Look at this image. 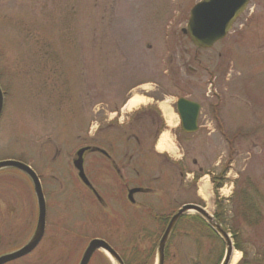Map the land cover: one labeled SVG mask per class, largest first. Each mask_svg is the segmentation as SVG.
I'll list each match as a JSON object with an SVG mask.
<instances>
[{
    "label": "rangeland",
    "instance_id": "rangeland-1",
    "mask_svg": "<svg viewBox=\"0 0 264 264\" xmlns=\"http://www.w3.org/2000/svg\"><path fill=\"white\" fill-rule=\"evenodd\" d=\"M198 1L0 0V82L5 92L0 160L29 164L41 179L47 204L43 240L32 253L7 264H77L94 237H106L124 251L120 216L113 224V216L101 208L73 165L77 150L93 143L97 125L103 128V141L126 143L129 187L143 184L163 191L139 192L136 203L156 209L175 197L173 208H179L200 197L205 186L208 199L200 203L228 229L240 253L231 264H264V221L250 226L238 216L247 178L259 184L264 213V0H250L231 32L209 49L196 48L182 32ZM173 75L198 96L202 89L210 93L198 97L210 129L176 133L179 145L170 154L185 155L177 170L151 152L147 131L136 130L146 138L138 147L133 136L128 140L105 127L112 117L108 113L136 95L163 92L165 106L173 105L180 93L169 80ZM215 102L219 122L211 114ZM93 158L88 155L85 161L89 177ZM100 167L96 179L107 190L112 182H106L104 163ZM180 171L189 174L184 182ZM213 177L221 190H215ZM111 187L113 202H121L119 186ZM248 191L253 195L254 190ZM127 206L130 244L138 231V248L145 251L152 245L147 235L154 233L148 227H155L158 213ZM37 214L29 177L15 168L0 171V254L27 242ZM195 215L189 212L179 221L169 263L205 258L220 264L224 242ZM195 238L204 242L199 245ZM93 263L104 264L100 257Z\"/></svg>",
    "mask_w": 264,
    "mask_h": 264
},
{
    "label": "flooded vegetation",
    "instance_id": "flooded-vegetation-1",
    "mask_svg": "<svg viewBox=\"0 0 264 264\" xmlns=\"http://www.w3.org/2000/svg\"><path fill=\"white\" fill-rule=\"evenodd\" d=\"M173 79H170V82H174L175 85L173 87L178 90L180 93L176 98V101L174 105L171 107L174 111H177V103L180 98H187L190 101L197 102L200 105V112L197 117L196 125H197V131L195 133H205L208 129H210V126H208V120H206V116L204 115V106L202 100L198 99V97L210 96L209 89H202V95L198 96V92L195 91L194 88H192L190 85H183L179 81L178 78H176L174 75L172 76ZM191 84L193 83V80L189 81ZM156 87L159 89V84L157 82L154 83ZM187 87V88H186ZM156 88V89H157ZM157 89V90H158ZM149 93V91H147ZM193 93L197 94V96H193ZM146 98H148L149 103H146V105L138 108L137 110L124 115V107L125 104L116 105L113 110H111L108 114L112 117H109L107 123H106V129H109L111 131H117L122 133V135L127 136L128 140L133 136L135 139V143L138 147H141L142 145H145L144 140L146 138H141L139 135H137L135 132L138 131V128H140L141 131L145 132L147 131L150 138V150L151 152L154 151V154L157 156L162 157L167 163L171 165V168L174 170L178 169V162L174 161L169 158V155H164L163 153L156 152V143L159 140V137L161 133H163L166 130H170L171 133H180V134H189L187 132L182 124L176 125L174 127L170 126L168 117L166 112L162 109V104L166 102V94L161 92L160 93H152L151 95H145ZM164 97V98H163ZM214 120V118H213ZM215 122V120H214ZM171 127V128H170ZM102 129L100 125H97L95 131L93 132V143L89 145H85L82 147L88 148L84 152V171L86 172V157L88 155L94 156L91 164V176L87 175L90 181V185L82 183L93 193L94 199H96L101 206L102 209L106 211L107 214H111L112 217V223L116 224L115 219L117 220L120 216L121 223L123 227V238H122V246L124 248V251L119 250L115 247L114 243L110 241L106 237H102V239L106 240L112 247H114L119 255L122 257L125 264H131V261L136 262V264H140L139 262H148L154 255V246L159 241L160 237L164 233L171 217L174 212L173 205L175 203V197H170L168 199L169 205L165 202L160 207H157L156 209L152 206L146 205V208L149 209V207L152 208L156 213H158L157 218L155 217V227L150 226L148 229L154 231V233L151 235L148 233L147 237L152 239L151 246L149 248H146L145 251H141L138 249L137 242L140 241V234L138 231H134L132 235L134 236L133 240L135 241V244H130L131 235H130V218H129V206L127 204H130V198H129V149L126 145V143L122 142H113L104 140L103 138H100V133L102 132ZM137 130V131H136ZM129 132V133H128ZM132 133V134H130ZM115 144V145H114ZM126 145V147H125ZM81 148V147H80ZM96 156V157H95ZM99 156V157H98ZM131 159V158H130ZM101 165L104 163V170L106 172V182L110 181L111 184L107 185V190H104L102 188V185L98 183V180L96 179L101 174ZM103 169V167H102ZM133 169L136 171L137 174H140V171L133 167ZM76 170V169H75ZM77 175L78 171L76 170ZM186 172L180 171V176L182 181L184 182V175ZM79 176V175H78ZM80 179V178H79ZM154 180H159L158 177H155ZM115 183L119 186L121 190V202H113V195H114V187H111V185ZM139 186V185H137ZM141 186V185H140ZM143 186V184H142ZM145 191L143 193H146L147 195L155 194L160 195L159 192H163L160 189H154L153 187H145ZM106 196H105V195ZM165 194H167L165 192ZM169 195V194H168ZM198 201V200H197ZM140 203V202H139ZM139 203H136V200L132 202V204L138 208H141ZM173 204V205H172ZM140 205V206H139ZM113 208V210H110L109 208ZM108 209V210H107ZM117 215V217L114 216L113 212ZM176 227L174 231L171 233L168 244L165 249V257H164V264H177V263H169L173 255H170L169 251L172 245L173 241V235H175ZM155 235V236H154ZM159 235V236H158ZM154 236V237H150ZM158 238V239H157ZM204 242V239L202 240ZM176 257L177 255L174 254ZM96 257H100L104 264H109L107 256L102 250H97L95 254L93 255V260L96 259ZM202 257V256H200ZM95 262V261H94ZM194 264H210V261L207 259H195L192 261ZM94 264V263H93ZM182 264V263H179Z\"/></svg>",
    "mask_w": 264,
    "mask_h": 264
},
{
    "label": "water",
    "instance_id": "water-1",
    "mask_svg": "<svg viewBox=\"0 0 264 264\" xmlns=\"http://www.w3.org/2000/svg\"><path fill=\"white\" fill-rule=\"evenodd\" d=\"M250 0H201L198 2L190 12V20L188 26L184 29L191 41L202 48L211 47L216 41L224 38L227 33L233 28L234 23L246 10ZM4 96L0 87V116L3 111ZM199 104L181 99L178 103V112L181 117V122L184 129L188 131L197 130L196 118L199 113ZM87 148H83L78 152V158L75 160V166L79 170L80 178L89 184L84 169H83V155ZM17 168L25 172L33 182L34 190L38 199L39 214L37 226L31 239L22 248L6 253L0 256V264H5L9 261L18 259L30 253L42 240L45 233L46 226V202L42 190L41 181L32 169L31 166L17 160H3L0 161V169ZM141 191V188H134L130 191V197L134 192ZM195 211L215 230V232L223 239L226 245V253L221 264H229L232 258L234 245L228 232L219 224L213 215H211L205 208L197 204H185L175 213L164 232L158 247V261L157 264H164V250L168 237L173 230L176 222L180 217L189 212ZM97 249L105 250L118 264H124L119 254L104 240L93 239L87 246L82 259L79 264H88L93 253Z\"/></svg>",
    "mask_w": 264,
    "mask_h": 264
},
{
    "label": "trees",
    "instance_id": "trees-1",
    "mask_svg": "<svg viewBox=\"0 0 264 264\" xmlns=\"http://www.w3.org/2000/svg\"><path fill=\"white\" fill-rule=\"evenodd\" d=\"M220 184L221 183L216 182L217 187ZM246 184V188L241 190V204L238 205V216L241 217L248 225L258 226L264 221V213L258 201V199L262 196L258 187L259 184L256 181L254 183L250 178L246 179ZM248 190H254L253 195L255 196L251 195Z\"/></svg>",
    "mask_w": 264,
    "mask_h": 264
},
{
    "label": "bare ground",
    "instance_id": "bare-ground-1",
    "mask_svg": "<svg viewBox=\"0 0 264 264\" xmlns=\"http://www.w3.org/2000/svg\"><path fill=\"white\" fill-rule=\"evenodd\" d=\"M145 101H146L145 98L143 96H141V95L133 96L129 100V102L127 104V108L129 110L135 109V108H137L140 104H142ZM170 111H171L170 107L166 108V110H165V112L168 115L169 123L171 125L173 123V120L175 119V116ZM156 147H157V150L160 151V152H163V151L172 152L174 150V143H173V140L171 139L170 134H169L168 131H164L161 134V136H160V138H159V140L157 142V146ZM200 194L205 199H208L207 198V190H206L205 186L203 188H201ZM239 259H240V253L234 252L232 263H237L239 261Z\"/></svg>",
    "mask_w": 264,
    "mask_h": 264
}]
</instances>
